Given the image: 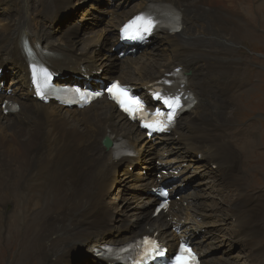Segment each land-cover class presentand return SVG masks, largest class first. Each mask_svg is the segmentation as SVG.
<instances>
[{"label":"bare ground","instance_id":"obj_1","mask_svg":"<svg viewBox=\"0 0 264 264\" xmlns=\"http://www.w3.org/2000/svg\"><path fill=\"white\" fill-rule=\"evenodd\" d=\"M60 2L0 0L2 10L13 13H0V223L7 227L14 221L20 226L24 221L21 229H27L24 241L10 255L11 264H22L37 246L41 249L36 256L38 264H56L67 243L69 254L73 249L120 246L143 236L157 239L168 253L176 249L180 239H187L201 264H233L218 259L221 247L215 243L219 236L223 241L235 236L256 244L249 264H264V189L255 186L248 174L259 170L255 155L262 154L258 151L264 145L258 141L256 129L250 124L239 126L230 115V111L246 109L244 104L251 99L244 103L241 94H253L254 89L234 78L252 72L245 71L246 64L229 52L238 41L248 43L256 38L249 30L254 26L247 21L252 13L250 1L133 0L127 10L118 6L117 0H108L107 9L99 13L102 28L78 38L72 33L74 28L62 33L51 29L50 20L56 17ZM74 2L71 0L65 9L70 10ZM147 3L177 11L180 31L157 32L153 42L140 49L138 58L131 52L117 63V32ZM23 40L32 50L51 55L42 60L55 85L72 86L63 78L77 75L85 85L94 87L91 78L112 80L108 69L102 74L99 70L113 63L116 80L145 92L149 83L180 68L186 75L185 89L194 99L193 107L178 119L169 135L147 140L105 97L83 110L42 104L32 98L30 77L34 73L22 53ZM102 48L101 54L94 53ZM4 82L8 87H2ZM4 101L16 105L18 112L5 114L1 107ZM104 139L125 141L134 158L115 159V150L103 147ZM154 160L158 173L146 177ZM134 165L139 168L130 174ZM175 171L177 177L168 178L167 174ZM120 175L125 177L124 184ZM165 180H170V192L180 197L153 216L156 199L150 194ZM212 184L214 194L224 202L207 196ZM247 189L252 190L251 195ZM129 190H136L129 194L128 203L133 207L127 201L119 206L117 200ZM228 190L232 192L229 196L225 195ZM122 209H133L135 228L116 226L119 214H124ZM120 222L125 223V219ZM217 223L221 227L216 228ZM0 237L3 242L5 236ZM95 257L100 264H108L100 255Z\"/></svg>","mask_w":264,"mask_h":264},{"label":"rangeland","instance_id":"obj_2","mask_svg":"<svg viewBox=\"0 0 264 264\" xmlns=\"http://www.w3.org/2000/svg\"><path fill=\"white\" fill-rule=\"evenodd\" d=\"M60 1L61 2L57 5V9H55L56 17H52V19L50 20L51 29L54 30L55 32L62 33L65 30H67L69 27L71 29L74 28V30H72V33L74 36H76L78 38V37H85V35L88 34V32L91 30L92 31H94V30L99 31L102 28L104 23L101 22L100 17H99V13L104 12L107 9V3L106 2H108V0H74L75 2L73 4H70V6H71L70 10H66L65 5L69 4L71 2V0H63V1L60 0ZM121 1H126V2H128V4L127 3L123 4V3H121ZM121 1L117 0L118 6L121 4V6L126 7L127 10L132 7L131 5L133 4V0H121ZM249 1L252 4V5H250L252 7L251 8L252 13H251V16H248L247 21H249L250 25H253L254 27H256V29L254 27L249 29L252 31V33L253 32L255 33L256 38H253L251 40L252 42H248V43L246 41H238L237 42L238 44L235 46V48L231 49L229 52H231L235 58H236V56H239V58H240L239 61H241V63L243 62L246 64L247 69L245 71L250 70L252 72L249 74V76H248V74H244L242 72V73L238 74L239 77L235 76L234 78L235 79L236 78L242 79V80H240L241 82L245 83V85L249 84V86H252V88H254V89H253V94L252 93H248L247 95L241 94L242 95L241 100L244 103L247 100L251 99L250 103L244 104L246 109H244L240 112H234V113L230 111V113H231L230 115H232V117L234 118V120H236V122L239 126L242 127L244 124H246V125L250 124V126L253 127V129H256V132H257L258 137H259L257 139H258V141H260L264 145V7H263L264 6V0H247V1L245 0V3H249ZM260 3H262V4H260ZM125 5H127V6H125ZM20 6H21V4H20ZM92 7H93V9H91ZM254 7H256V8H254ZM0 9H1L0 13H3L5 15H12L13 14V13H11L10 10L3 11L2 10L3 8L1 6H0ZM241 12H242V14L245 12L243 8H242ZM250 25H247L248 26L247 28H249ZM111 36H112V34H111V32H109L108 36H107V38H109V41L112 38ZM154 37L155 36H153L150 39V42L153 40ZM100 51L97 50L96 52H98V53H96V52H94V53L96 55L101 54L103 51V48ZM139 51L140 50H137L135 52V55H133V57L135 56L138 58L139 57L138 56ZM118 53L119 52L114 51V55L116 56V62L117 63L125 61L129 57V56H124V57L119 58ZM163 54L166 56L167 51H164ZM96 58L98 59L99 57L97 56ZM196 59L198 60V56H195V60ZM96 62L98 63L99 60ZM254 62H256V63H254ZM112 65H113V63L111 65H108L105 68L100 69V70H99V66H94L93 68H97L99 70V73H101V74H102V72H105V70L108 69V71L111 74H113L112 75V80H113V79H117V77H116V73H115L116 67H112ZM75 77H78V76L77 75H71V76L63 78V80H65V83L78 84L77 81H79V80ZM112 80H107V81L103 80L102 82L107 83V82L112 81ZM148 80H151V78H149ZM120 83H121V81H120ZM95 86L99 87L100 85L95 84ZM2 87L3 88L8 87L7 82L6 83L4 82ZM242 92H240V93H242ZM31 102H33V101H31ZM231 107L232 106H230V108ZM260 136H261V138H260ZM263 148L264 147L261 146L259 148L258 152H261L264 155V149ZM262 154L256 153V155H255L257 158L255 166H257V169H259V170H253V171L249 172L248 174L250 175L251 178H253V179H251V181L256 183L255 186L262 187L264 189V168H263L264 167V158L262 157L263 156ZM152 164H153L152 170L147 172L146 177H155V175L158 173V170L156 169L157 168V166H156L157 160H154ZM139 165H134V166L130 167V169H129L130 174L135 173L138 170ZM249 167L250 166H245V169H247ZM212 170H213V172L215 171L214 168ZM169 173L172 174V172H169ZM119 179L122 181L123 184L125 183L124 182L125 177H123V175H120ZM211 186L212 187H210V190L206 194L209 198H213L214 200H216L218 198V196L214 194L215 187L213 184ZM117 190H118V186L115 187L111 191L110 195L107 198V203L110 201L112 196L117 192ZM180 190H182V188ZM149 191H151V187L148 188V192ZM135 192H136V190L135 191H133V190L124 191V193L121 194V199L119 198V200H117V204L119 206H121V204H123L122 203L123 201H127V203H128V200L130 199L129 194L135 193ZM141 192L143 193V190ZM246 192L249 193V195L252 194L251 189H247ZM227 193L230 194L232 192L229 190L225 192V195L229 196V194H227ZM175 196H176V198H172L171 202L174 200L178 201L180 195L175 193ZM105 199H106V197H105ZM224 201H225L224 198H222V199L218 198L217 199L218 203H221ZM128 205L131 208L133 207L132 203H128ZM9 207L10 206H8L7 208H9ZM211 208H213V207H211ZM223 209H226V207H224ZM132 210L133 209H131V210L130 209H126V210L122 209V211H124V214L123 215L121 213L119 214V218H118V222L116 223V226H119V227L125 226V227L135 228L137 225H136V221L132 220L133 213H134V211H132ZM212 210L214 211V213L215 212L219 213V211L217 209L213 208ZM151 213H153V208H151ZM222 215L227 220H230V218H231L230 215L225 214V212H223ZM137 216L138 215H136V217ZM124 219H125V223L120 222V221H123ZM22 220H23V218L21 217V221ZM6 223H8V222H6ZM23 224H24V221L21 223L20 226L18 225V223L12 221V222L8 223L7 224L8 226L6 227V224H4V226H3L2 223H0V226L2 227V229L0 227V231L3 234V235L1 234L0 236H5V239L3 240V242H1V237H0V264H11L10 259L12 257L10 255L15 253L17 251V247L20 244H22V242L24 241V239L22 238L23 237L22 235L27 234V229L25 231L21 229ZM218 224H220V223H217L215 225L216 228L221 227ZM93 231H96V230L93 229ZM177 234H179V231L177 232ZM234 237L228 238L225 241L222 240V238H223L222 236H219V238L217 237L218 239L216 240L215 244H218V246L221 247V251L219 254H222V256L219 257L218 259L228 260L229 262H231L233 264H244V263L249 264V257L254 251L253 246H255L256 244L255 243H247L242 238L238 239V238H234ZM92 239L90 240L91 242H92ZM263 243H264V240H263ZM67 245H68V243H67ZM67 245L64 248V251H65L64 255L61 254L58 257L56 264H66L68 261H69L68 264H95V262H97V264H100V262L97 260V257H95V254H94L95 249L93 251H87L86 249H83V250L82 249H73L72 252L70 251L69 254H66ZM108 246H111V245H108ZM38 248H39L38 246L36 247V249L34 248L35 250H32L30 252L29 258H27L22 264H38V258L36 256L41 254V251H40L41 249L39 248L40 249L39 250ZM173 250H174V248L171 249V252H173ZM7 251H10V254H8ZM62 255H63V257H62ZM60 257H62V258H60ZM12 264H16V263H12Z\"/></svg>","mask_w":264,"mask_h":264},{"label":"snow or ice","instance_id":"obj_3","mask_svg":"<svg viewBox=\"0 0 264 264\" xmlns=\"http://www.w3.org/2000/svg\"><path fill=\"white\" fill-rule=\"evenodd\" d=\"M175 20L178 21L179 17H175ZM157 27V20L154 19L151 14H140L134 17L128 24H126L122 29V35L131 36L132 38H138L143 40L146 34H151L153 29ZM173 31H179V25L174 24L172 26ZM48 74L45 72V76ZM35 78V73H34ZM107 91L111 94V98L116 101V103L130 116L133 118L136 117L137 113H143V104L139 100L129 96L128 90L120 86L118 82L113 83ZM42 94V93H41ZM101 93H94L93 95H100ZM43 95V94H42ZM154 95L161 99L162 102L168 107L169 111L166 115V119L152 120L151 123L145 121L144 126L153 128L155 130L164 131L170 126L175 116L178 114V110H183L184 104L181 102L180 96H164L160 92L154 93ZM91 97H85V99H90ZM189 106H191L189 104ZM155 116L161 117L164 116L163 113L157 111ZM163 196H167V192L161 193ZM165 205H161L164 207ZM141 244L145 246L142 259L146 261L151 254H160L158 244L154 240L145 238ZM175 264H196L195 254L192 252V249L188 247L185 243H182L180 246L179 254L176 255ZM136 264H140L139 261Z\"/></svg>","mask_w":264,"mask_h":264},{"label":"water","instance_id":"obj_4","mask_svg":"<svg viewBox=\"0 0 264 264\" xmlns=\"http://www.w3.org/2000/svg\"><path fill=\"white\" fill-rule=\"evenodd\" d=\"M103 146H105L106 149H109L110 146H111V144L109 143V140L105 139V140L103 141Z\"/></svg>","mask_w":264,"mask_h":264}]
</instances>
